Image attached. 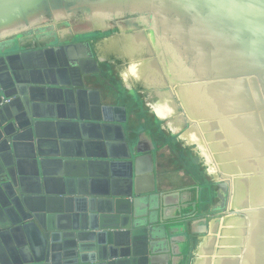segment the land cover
<instances>
[{"label": "water", "instance_id": "obj_1", "mask_svg": "<svg viewBox=\"0 0 264 264\" xmlns=\"http://www.w3.org/2000/svg\"><path fill=\"white\" fill-rule=\"evenodd\" d=\"M0 264H264V0H0Z\"/></svg>", "mask_w": 264, "mask_h": 264}, {"label": "crops", "instance_id": "obj_2", "mask_svg": "<svg viewBox=\"0 0 264 264\" xmlns=\"http://www.w3.org/2000/svg\"><path fill=\"white\" fill-rule=\"evenodd\" d=\"M108 78L111 84L114 83L115 80L113 81L111 76H108ZM89 86L99 89L101 88L103 95H112V93L110 94L109 91L105 89V84L100 79L93 80V83L89 84ZM110 97L111 96H109V98L106 97L108 98L107 103H112V101H114L110 100ZM123 104L127 105L128 114L131 119L129 123L130 128H138V126L142 127V123L140 124V120L142 121L143 118L137 116L134 106H130L127 102ZM144 120L149 123L148 119ZM140 132H142V140L146 146L149 147V142H155V144L158 146L157 140L160 139V136L155 135L154 138L152 133L153 131L150 129V127H142ZM149 132L152 133V136ZM166 151L167 153L163 151L161 152L162 154H156L155 156L157 164L161 165L158 171L166 174V176H164V180H160L159 188L163 190L162 192L170 193L182 190L185 196H195L197 192L196 188L199 186L197 176L193 175L192 177L191 172L183 166L182 159H179L178 161L177 157L173 155L172 152L168 150ZM181 158H183V156ZM188 189H190L191 191L184 193V191ZM170 201H175V198H172Z\"/></svg>", "mask_w": 264, "mask_h": 264}, {"label": "rangeland", "instance_id": "obj_3", "mask_svg": "<svg viewBox=\"0 0 264 264\" xmlns=\"http://www.w3.org/2000/svg\"><path fill=\"white\" fill-rule=\"evenodd\" d=\"M112 80L114 81V79L112 78ZM120 83V82H119ZM112 85L116 88V89H119V87L117 88V85H118V82L116 83L115 81H114V83H112ZM121 89V88H120ZM110 100H115V101H117V98H116V95L115 94H112L111 95V97H110ZM122 101V103H125V102H127V103H129V105L130 106H135V104L131 101V100H127L126 98H122L121 99ZM136 107V106H135ZM136 111V114H137V116H139L140 118H143L142 119V127H146V128H148V127H150V129L153 131V134H159V131L158 130H156V128L154 127H152L151 126V124H150V122L148 123L147 121H145L144 119V116L141 114V112H139L138 110H135ZM145 122H144V121ZM142 127H140V126H138V129L139 130H141V128ZM157 137V136H156ZM158 141V148H159V151H158V153L157 154H162L161 152H163V151H165V153H167V151L166 150H168V151H170V152H172L171 151V149H175V152H172V154L173 155H175L176 157H177V159H178V161H179V159H182V161H183V166L187 169V170H189L190 172H191V175H192V177H193V175H196L197 176V179H198V182H200L201 184L200 185H203V184H205L206 182H207V178L206 177H204L205 175L203 174V172H202V168L198 165V161H196V159H194L190 154H188V153H186V152H183V151H181L178 147H176L175 146V144H173V142H174V139L172 140H170V143L169 144H171V148H169V147H167L166 146V144H165V142L167 143V139L166 138H164V137H160V139H158L157 140ZM183 156V158H181ZM204 171V170H203ZM204 175V176H203ZM162 179H164V177L162 178ZM165 181H166V179H165ZM169 181V180H168ZM207 195V191L205 190V196Z\"/></svg>", "mask_w": 264, "mask_h": 264}, {"label": "flooded vegetation", "instance_id": "obj_4", "mask_svg": "<svg viewBox=\"0 0 264 264\" xmlns=\"http://www.w3.org/2000/svg\"><path fill=\"white\" fill-rule=\"evenodd\" d=\"M104 72V71H103ZM107 76V75H106ZM105 84V89L106 90H108L109 91V93H114L115 94V92H114V88L113 87H111V86H109V85H107V83H104ZM116 95V94H115ZM123 104V103H122ZM129 104V103H128ZM144 121V120H143ZM145 122V121H144ZM142 123V121L140 120V124ZM142 125V124H141ZM153 133V132H152ZM157 135V134H156ZM153 136H154V138H155V134H153ZM159 136V135H158ZM162 138V137H161ZM165 144H166V146L167 147H169V148H171L172 146H171V144H169V143H166L165 142ZM158 150H159V148H158ZM171 151L172 152H175V149H171Z\"/></svg>", "mask_w": 264, "mask_h": 264}]
</instances>
